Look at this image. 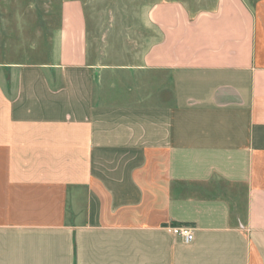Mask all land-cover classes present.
I'll return each instance as SVG.
<instances>
[{
    "label": "crops",
    "instance_id": "0c3cea01",
    "mask_svg": "<svg viewBox=\"0 0 264 264\" xmlns=\"http://www.w3.org/2000/svg\"><path fill=\"white\" fill-rule=\"evenodd\" d=\"M202 3L149 7L126 103L80 0L51 61L0 62V264H264V13Z\"/></svg>",
    "mask_w": 264,
    "mask_h": 264
},
{
    "label": "rangeland",
    "instance_id": "374dc122",
    "mask_svg": "<svg viewBox=\"0 0 264 264\" xmlns=\"http://www.w3.org/2000/svg\"><path fill=\"white\" fill-rule=\"evenodd\" d=\"M64 1L0 0V62L43 64L51 61ZM80 1L86 16L89 62L101 65V75L107 83V89L103 87L100 91L108 94V102H129L130 98L116 93L128 92L133 83L128 80L124 89L113 85L116 67L140 63L151 42L145 15L151 5L163 0ZM178 1L193 9L203 5V0ZM245 1L253 10L264 13V0Z\"/></svg>",
    "mask_w": 264,
    "mask_h": 264
},
{
    "label": "built area",
    "instance_id": "2783aa9c",
    "mask_svg": "<svg viewBox=\"0 0 264 264\" xmlns=\"http://www.w3.org/2000/svg\"><path fill=\"white\" fill-rule=\"evenodd\" d=\"M171 232L182 238V240L186 243H190L193 241V229L187 225H177L170 227Z\"/></svg>",
    "mask_w": 264,
    "mask_h": 264
}]
</instances>
